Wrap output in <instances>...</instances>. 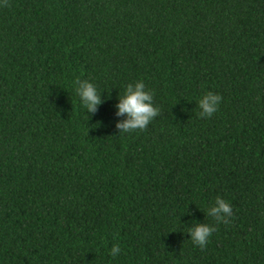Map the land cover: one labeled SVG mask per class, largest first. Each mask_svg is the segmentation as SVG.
Returning a JSON list of instances; mask_svg holds the SVG:
<instances>
[{
  "label": "trees",
  "instance_id": "16d2710c",
  "mask_svg": "<svg viewBox=\"0 0 264 264\" xmlns=\"http://www.w3.org/2000/svg\"><path fill=\"white\" fill-rule=\"evenodd\" d=\"M136 80L159 112L119 132ZM0 264H264V0H3Z\"/></svg>",
  "mask_w": 264,
  "mask_h": 264
},
{
  "label": "clouds",
  "instance_id": "9594fccd",
  "mask_svg": "<svg viewBox=\"0 0 264 264\" xmlns=\"http://www.w3.org/2000/svg\"><path fill=\"white\" fill-rule=\"evenodd\" d=\"M3 0H0L2 3ZM75 93L82 108L88 114L94 113L101 103V95L96 86L87 79H76L73 81ZM115 105L116 115L123 116L122 120L116 122L119 132H128L135 129L143 130L145 126L159 112L158 106L153 103L152 93L146 89L142 80L127 83L123 93L118 95ZM221 96L213 91H205L196 101L199 115L203 118L210 117L219 107ZM206 214L215 219L217 223H227L232 216L230 203L221 196L215 197L213 203L206 208ZM215 224L194 223L187 228L189 238L194 246L204 248L211 233L214 232ZM121 248L113 243L109 249V256L119 255Z\"/></svg>",
  "mask_w": 264,
  "mask_h": 264
}]
</instances>
